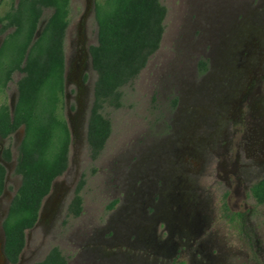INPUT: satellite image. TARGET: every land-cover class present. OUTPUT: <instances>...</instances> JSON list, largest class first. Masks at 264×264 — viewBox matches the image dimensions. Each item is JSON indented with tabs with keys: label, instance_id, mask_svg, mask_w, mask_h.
Instances as JSON below:
<instances>
[{
	"label": "rangeland",
	"instance_id": "1",
	"mask_svg": "<svg viewBox=\"0 0 264 264\" xmlns=\"http://www.w3.org/2000/svg\"><path fill=\"white\" fill-rule=\"evenodd\" d=\"M16 1L0 0V15ZM160 2L166 7L160 47L149 57L137 77L121 88V105H105L101 110L110 120L111 131L102 151L92 160L86 142V121L96 73L90 66L88 79L83 76L86 90L82 86L77 89L78 72L71 68L70 62L76 48L74 40L81 42L89 36L91 44L96 43L94 0L70 1L64 39L65 90L60 110L71 132L69 163L54 180V192L52 189L43 201L47 213L42 223L25 231V244L15 264H33L43 259L53 246L60 249L67 264H126L125 258L133 257V253L122 245L129 244L138 249L139 244L132 242V237L101 235L117 229L121 215L129 210H120V203H115L112 209L107 205L116 200L120 192L124 193L122 186L126 190L130 182L134 184L138 168L146 167L147 170L148 165L161 168L157 158L163 154L164 147L180 144L183 138L187 140L185 130L188 127L194 134L187 141L184 154L192 152L195 157L188 155L193 162L189 163L191 171L181 173L187 189L180 191L192 197L191 206L197 213L205 211L201 217L204 235L214 233L217 236L200 237L203 256L207 257L203 261L209 259L211 264H264V203L258 205L252 200L251 183L244 192L248 199L242 192H233L229 196L223 194L226 180L239 176V165L251 163L249 172L259 169L250 158L244 157L242 150L236 161V152L229 142L236 145L248 139L252 148L264 144V13H258L264 8V0ZM253 11L256 14L250 18L249 30L242 34V19ZM50 12V9L43 11L41 25ZM255 29L263 32L261 39H253ZM3 35L0 33V42ZM238 35L243 37L238 39ZM231 39L234 42L232 48L240 43L239 48H244L242 54L247 52V55L230 61L226 66L230 72H227L223 65L227 59L222 60L220 55L223 54L222 45L230 43ZM77 42V47H81ZM200 59H205L208 64L210 61L211 67L205 72L199 69ZM214 74L227 81L209 85L208 80L217 78L213 77ZM20 75L17 71L12 74L4 92L0 93V104H15L16 81ZM215 101L221 107L220 112L211 109L212 118L203 121L199 116ZM77 104L80 111L75 109ZM22 134L21 127L2 141L9 146L13 159L7 167L6 195L0 198V242L3 240L1 221L20 185L21 177L15 174L14 166ZM82 174L85 180L81 190L82 211L77 217L69 216L67 205ZM241 186L243 189L245 184ZM65 192L69 194L66 199L63 197ZM130 202L131 199L124 201ZM243 203L247 210L244 218L239 219L235 212L245 210ZM93 248L102 251L94 252ZM110 250L116 251L108 254ZM180 258L184 264H192L186 255ZM0 264H8L1 252Z\"/></svg>",
	"mask_w": 264,
	"mask_h": 264
},
{
	"label": "trees",
	"instance_id": "2",
	"mask_svg": "<svg viewBox=\"0 0 264 264\" xmlns=\"http://www.w3.org/2000/svg\"><path fill=\"white\" fill-rule=\"evenodd\" d=\"M71 0H17L0 15V33L10 28L0 44V93L14 72L17 98L13 107L0 104V137L7 138L23 127L14 172L20 175L17 188L2 221L4 255L16 263L25 243V231L35 224L43 198L51 184L68 167L71 132L61 113L65 90L64 39ZM50 9L35 38L42 13ZM166 7L160 0H94L96 43L89 47L96 73L93 99L86 125L89 157L95 160L111 131L101 110L121 105V88L137 77L149 57L159 48ZM201 60L199 68L206 69ZM3 157L10 159L5 147ZM5 168L0 164V193ZM84 175L77 182L67 212L82 211ZM264 201V178L252 187ZM114 202L107 207L111 208ZM33 264H67L57 246Z\"/></svg>",
	"mask_w": 264,
	"mask_h": 264
},
{
	"label": "flooded vegetation",
	"instance_id": "3",
	"mask_svg": "<svg viewBox=\"0 0 264 264\" xmlns=\"http://www.w3.org/2000/svg\"><path fill=\"white\" fill-rule=\"evenodd\" d=\"M253 12L254 13H251L249 15L247 14L244 15V19H242L243 20V27H242L243 31L241 32L242 34L248 32L249 27H250L249 25L250 18L252 17V15L256 14L255 11ZM258 13L259 14L264 13V8H262V10H260ZM83 18L84 17L82 16V20ZM8 30L10 31V28L7 29L5 32H3L4 35L8 32ZM232 31L233 30H231V34H232ZM254 33H255V37H253L254 40L261 39L263 37L262 31L255 29ZM241 37L243 36L238 35V39H241ZM75 42L77 41L74 40V43H73V45L76 48L73 50V57L71 59L70 66L72 69H77V72H78L79 81L76 84L77 89H79V87L82 86L86 90L87 88V86L85 85L86 81L84 82L83 76L86 75V80L88 79V70H89V67L91 66V57L89 54V47L92 45L91 44L92 39L91 37L87 36L86 38L82 39L81 42H77V44L79 43L81 47H77ZM239 45L240 43H238L234 48H232L234 46V42L232 39L230 43H227L226 45H222L223 54L220 56H222V60L227 59V62L223 61V62H226L223 65H225L224 66L225 71L227 72H230V70L226 68V66L230 63V61L233 62L235 60H240L245 55H247V52L242 54V51H243L242 49L244 48H239ZM242 45H244L243 42H242ZM228 48H230L231 50H229ZM201 60L207 66L204 71L202 70V72H205L208 69V67H211L210 61L208 64L205 59H200L198 61V66ZM217 69L218 68L214 69L213 73H215ZM216 74H214L213 77H216L217 76ZM220 78H221V75H218L217 78L215 79L213 78V80H208L209 82H211L209 85L215 86L216 82L218 81H221V83L222 81H227L224 78L223 79H220ZM91 93H92V99H93V87L91 88ZM214 93L216 94V89L214 90ZM92 99H91V103H92ZM78 104L75 109L80 111ZM90 107H91V104H90ZM90 107H89V110H90ZM211 109H213L214 112L218 113L220 112L221 107L218 106V104L215 101L212 104H210L207 107L206 111L204 110L203 114L199 117H201L203 121H206L209 118H212V113L210 112ZM208 112L210 115H208ZM78 114L79 112L77 114L75 113L74 115L75 119ZM86 125H87V121H86ZM203 130L208 132V130L206 129H203ZM191 134L192 135L194 134L193 130L188 127L187 131L185 130V136L186 135L188 136V137L186 136L187 140L183 138L180 144H177V145L167 144L164 147V150L162 151L163 154L159 155V157L157 158L158 164L161 163V168L154 169V167L153 166L151 167L150 165H148L147 170H146V167L138 168L136 171V177L134 176V184L130 182L126 190L122 186L124 193L121 194L120 192L119 197H116L115 198L116 200L111 201V202H114V204L120 203L121 204L120 210L123 211V210L128 209L129 211L121 215V218L119 219V224H118L119 226L117 229L115 230L113 229V231H111L107 235L102 234L101 237H132L131 241L136 244H139L137 245L139 246L138 249H135L136 246L134 247L129 244H127L128 246L122 245L125 248H127V250H130L133 253V257H130V256L126 257L124 260V263L126 264H173V262H176L175 264H184L185 261L182 262L183 260L180 257L183 255H186L188 258H190L189 262H191L192 264H211V261L209 259L207 261H203V259L206 260L207 257L203 256V253L201 250L202 247L200 245V239H201L200 237H217V236L214 233L204 235L203 221L201 217L203 216V213L205 211L204 212L198 211L197 213L195 208L191 206L192 197L188 193L186 194L185 191L184 192L180 191V189H184V190L187 189L185 180L184 182L181 180L182 179L181 173H183V171L184 172L191 171V166L189 165V163L193 162V160L190 158V156L195 157L194 153L192 152H187L188 154L187 153L184 154L187 148L186 143L190 139ZM219 135L220 134H218V136ZM8 138L9 137L7 138L0 137V164L3 165V167L5 168L3 188H2V192L0 193V198L4 196L5 194V190H6L5 182L7 179V169H8L7 167L10 164L11 160L13 159L9 146L4 145L3 144L4 142H2ZM71 142H72V138H71ZM198 142L196 144L200 148H203L201 144H199ZM229 145L231 149L232 150L234 149V152H236V155H235L236 161L239 158V152L242 150L244 153V157L250 158L251 162L256 167H259V169H256L255 172H249L252 166L251 163L239 165V169H240L239 176L237 175L233 176L234 179H232L231 181L226 180V184H225L226 191H224L223 194L226 196H229V195H233V192H237V193L242 192L243 196L248 199V196L247 195L245 196L244 192H245V188L247 187V184L251 183L249 186V191L251 193L250 196L252 200L255 202V204L262 205L264 201L259 202L257 198H255V196L252 194V187L257 181L264 178V144H262L261 147L259 148H252V144L249 142L248 139H246L244 142H240L236 145H234V142H229ZM5 147H8L10 150L9 160L4 159L2 155ZM188 155L190 156L188 157ZM187 157L188 159H191L190 162H188ZM15 160H16V157H15ZM185 163H188V165L184 166ZM248 166H249V169H248ZM260 173H262L261 177H259ZM54 180L51 184L49 193L51 192L52 189L54 192V188H55ZM242 184H245L243 189H241ZM67 195L69 194L65 192L63 197L66 199ZM45 197L43 198V201ZM129 199H131L132 202L124 203V201L129 200ZM43 201L39 208L38 218L35 224L33 225V227L40 225L42 223V220L46 216L47 211L45 210V208H43ZM113 206L111 208H108V207L107 208L112 209ZM189 206H191V208H189ZM8 208H9V205H8ZM8 208H7V211H8ZM243 208L244 209L247 208V205L244 203H243ZM246 210L247 209L245 210L241 209L235 212V216L239 219H243ZM1 213L2 211L0 212V214ZM6 214L7 212L5 213L4 217L6 216ZM129 216H130V219H129ZM2 221H1V229H2ZM241 223L240 225L242 226ZM242 231L243 230H240V232ZM1 233H2L1 236L4 237L3 229L1 230ZM101 242H105V240L101 239ZM0 243H1L0 252L4 260L8 264H15V263H10L4 255V249H3L4 239ZM98 250H101V249L99 248L92 249V251L94 252ZM116 250H110L108 251V254L110 253L114 254L115 253L114 251ZM214 252L215 251H213V253Z\"/></svg>",
	"mask_w": 264,
	"mask_h": 264
},
{
	"label": "water",
	"instance_id": "4",
	"mask_svg": "<svg viewBox=\"0 0 264 264\" xmlns=\"http://www.w3.org/2000/svg\"><path fill=\"white\" fill-rule=\"evenodd\" d=\"M45 21H46V20H45ZM45 21L42 23V25H41V23L39 22L40 25L38 24V28H37V31H36L35 38L39 35V33H40V31H41V29H42V27H43ZM11 107H13V106H11ZM3 239H4V237H3Z\"/></svg>",
	"mask_w": 264,
	"mask_h": 264
}]
</instances>
